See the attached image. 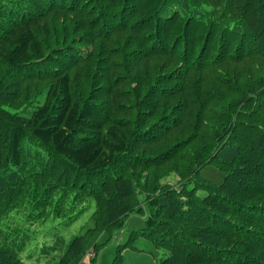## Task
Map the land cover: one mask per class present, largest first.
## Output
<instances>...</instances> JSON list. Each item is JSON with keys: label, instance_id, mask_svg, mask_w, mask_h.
<instances>
[{"label": "trees", "instance_id": "1", "mask_svg": "<svg viewBox=\"0 0 264 264\" xmlns=\"http://www.w3.org/2000/svg\"><path fill=\"white\" fill-rule=\"evenodd\" d=\"M141 1L35 0L28 17L3 30L0 64L13 71L44 65L53 83L47 100L30 113H0V170H19L23 144L32 138L74 169L75 175L97 177L94 190L86 194L97 205L92 228L65 244L52 264H70L81 258L93 234L110 237L121 231L132 215L141 217L144 227L132 231L128 241L119 246V253L132 240L144 238L167 254L160 264H264V74L256 66L251 72L258 80L240 83L239 77L242 82L245 76L251 77L244 68L231 73L223 70L224 66L217 69L219 64L264 58V0H218L214 5V0H207L210 6L223 8L220 16L217 9L203 6L205 0H158L147 5ZM145 9L149 13L138 18V12ZM47 12L53 13L49 19ZM144 23H149L150 31L152 28L147 35L143 34L147 27L138 28ZM196 27L201 29L188 38L187 31ZM122 33L138 35L141 47L152 39L153 54L168 52L186 69L214 68L212 80L199 89L194 81H183L172 91L160 88L161 81L155 76L150 78L153 86L143 93L142 75L130 83L120 67V72L102 73L85 100H73L70 71L80 61L97 63L91 59L96 58V50L101 52L112 36ZM216 34V46L209 49ZM169 42L172 48L166 51L163 47ZM178 43L181 52L176 54ZM82 44L91 47L84 60L76 58L75 52ZM197 45L199 52H194ZM210 53V63H202ZM123 80L126 84L122 85ZM173 99L178 103L170 110L166 102ZM159 100L166 102L159 104ZM187 107L196 109L194 132L188 140L191 143L198 138L202 149L186 162L189 168L181 175L183 184L174 189L154 179L151 186L141 185L140 173L146 171L151 178L152 169L184 149L181 145L142 155L138 153L141 145L156 141L147 136L160 128L155 125L144 133L141 129L160 109L171 114L160 120L178 127ZM176 113L179 116L175 117ZM133 153L139 155L132 157ZM39 157L36 159L42 160ZM206 166L223 173L219 186L200 178V170ZM2 179L3 201L10 200L16 190H9ZM54 228L39 236L55 239L60 229ZM11 230L0 221V264L33 261L29 251L36 235L20 237L23 232L16 229L12 239ZM51 247L43 242L40 250ZM112 264H119V258Z\"/></svg>", "mask_w": 264, "mask_h": 264}, {"label": "rangeland", "instance_id": "2", "mask_svg": "<svg viewBox=\"0 0 264 264\" xmlns=\"http://www.w3.org/2000/svg\"><path fill=\"white\" fill-rule=\"evenodd\" d=\"M152 1L156 3L158 0H143L140 4L147 5ZM34 2L35 0H0V36H2L3 30L10 27L11 23H18L21 18L28 17L35 6ZM218 2V0H214L212 5ZM203 6L214 8L210 6L207 0H205ZM39 8L42 9L41 6ZM152 8H150V11H153ZM214 9L218 10V12L215 11L216 13H220L218 16L222 15L223 8L218 6ZM147 12L148 9L139 11L138 18H142L141 15L147 14ZM45 16L49 19L53 16V13L47 12ZM56 17H61V14H57ZM203 18L206 19V15ZM102 23L105 24L106 22ZM148 24L144 23L138 26V28L147 27L143 31L144 35L152 31V28L151 31L149 30L150 26ZM151 24L153 23L151 22ZM138 28L135 27V29ZM200 29L201 27H196V29L188 30L187 37L191 39L196 30ZM158 36L161 37L160 34ZM203 37L199 39V45L204 41ZM213 38L209 47L212 50L217 43V34ZM152 44L153 40L150 39L147 46L141 47L138 35L136 36L134 33H122L112 36L111 41L104 44V49L101 52L96 50V58L95 55L91 57L97 63L89 64L90 62L80 61L70 71V91L73 100H85L91 92V87L97 84L96 82L102 73L110 75L113 70H119V72L122 69L125 70L126 79L130 83H134L142 75L141 81L144 80L143 93H146L153 86L151 81L155 76L161 81L160 88L164 90L171 89L172 91H177L183 85V81H194L199 89L205 88L206 84H209L212 80L213 77L211 76L214 74V68H208L205 71L186 69L178 59L169 54L167 55L168 52L166 54H153L154 51L152 52L150 49ZM199 45L194 47V52L196 50L199 52ZM176 46V54H179L181 44L178 43ZM170 47L172 48L171 43L163 48L170 51ZM75 52L76 58L84 60L91 52V47L82 44L75 48ZM212 58L213 53H210L206 60L203 57L200 61L202 63L207 62L208 65ZM43 66L35 64L26 70L13 71L0 64V113L2 115H4L2 111L11 114L30 113L33 108H37L47 100L49 87L53 83V79L46 73L47 69ZM222 66H224L223 70L230 73L235 72V68L237 70L244 68L246 72L251 74V77L245 76L243 82L239 77L240 83H246L245 79H256L255 74L251 72L256 66L260 69L259 72L264 74V58L246 59L237 64H219L216 67L218 69ZM120 67H122L121 70ZM86 71H89L87 75ZM246 72L245 75L248 74ZM91 74L92 76H90ZM150 78L152 79L150 80ZM123 82L124 80L121 83L122 85L126 84ZM175 100L168 102L159 100V104L166 102L171 110L172 105L178 103V100ZM193 108L187 107L185 109L182 118L179 120L181 125L178 127H173L167 120H160L163 116L167 118L171 115L169 112L164 113L161 109L157 111L154 117L147 120L145 127L141 129V133L146 132L151 127L154 128L155 125L159 126L160 131L155 129L148 135V139L156 138V141L151 142L149 145H141L142 149L138 153H142V155L154 154L164 149L172 150L174 147L181 145L184 146V149L176 151L174 158L165 161L164 165L152 169L151 178L148 177L146 171L140 173L137 177L141 185L146 183L145 185L151 186L154 179L157 184L175 186L174 189L183 184L184 178L181 175L187 167L186 162L191 159L192 153L199 152L202 149L198 138L191 143L188 140L194 132L192 122H194L196 109ZM174 116L179 115L174 114ZM187 123L191 126L187 127ZM138 153H133L131 156H137ZM36 157L42 158L43 161L37 160ZM20 163L22 166L19 170L13 167L0 170L3 184L7 185L9 190H16V195L10 200L3 201L5 191L0 193V221L3 220L10 226L12 239L17 234L16 229L23 232L20 233V237L21 234L24 237L26 233L36 235V243L29 251L33 252L34 258L33 261H28L27 264H52L57 254L64 251L65 244H68L72 238L82 235L85 230L92 228V216L97 210V205L86 194L90 190H94L93 185L98 179L95 176H91V178L90 176H83L81 173L75 175L74 169L60 161L52 151L41 146L32 138L26 139L23 144ZM223 177V173L212 166H206L200 170V178L214 186H219L223 181ZM141 202H143L142 197ZM144 205L142 204V207ZM51 226L53 228L56 226L55 230L58 227L60 231L56 230L54 241L51 239L43 240L39 235ZM143 227V219L137 215H132L125 222L124 228L110 237L106 233L93 234L88 240L87 249L82 257L70 264H112L117 258H119V264H160V260L167 257V254L155 248L144 238L132 240L126 248L121 250L120 253L118 252L119 246L128 241L127 239H129L128 237L132 231ZM27 240L29 241V239ZM43 242L53 247L45 250L46 252L41 251ZM41 252L45 255L44 257H41L43 255Z\"/></svg>", "mask_w": 264, "mask_h": 264}]
</instances>
